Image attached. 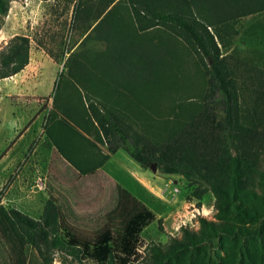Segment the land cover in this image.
<instances>
[{
  "label": "trees",
  "instance_id": "16d2710c",
  "mask_svg": "<svg viewBox=\"0 0 264 264\" xmlns=\"http://www.w3.org/2000/svg\"><path fill=\"white\" fill-rule=\"evenodd\" d=\"M104 1L99 0L95 20H89L81 36L116 2ZM123 3L130 20L122 32L130 45L137 44L130 50L142 54L138 61L147 80L152 77L149 69L160 63L159 81L153 85L150 79L142 91L116 83L105 70H69L70 80L61 73L45 138L81 176L102 173L101 167L120 149L143 170L155 164L160 174L195 184L192 197L198 207L211 193L214 220L200 217L197 230L181 227L179 237H170L166 244L149 243L140 257L131 244L155 216L115 184L116 206L100 231L69 225L52 196L39 220L0 205V256L5 264H27L30 247L42 264H51L56 252L90 264H264V71L248 77L252 88L246 95L228 53L235 51L240 20L264 14V0ZM91 9L87 4L86 10ZM7 10V1L0 0V11ZM153 29L185 45L196 57L203 80L197 100L171 106L170 118L150 116L160 112L159 101L173 79V60L162 54L159 61L154 53L159 46L167 50L162 37L146 34ZM29 52L30 39L14 36L0 52V80L21 72Z\"/></svg>",
  "mask_w": 264,
  "mask_h": 264
},
{
  "label": "rangeland",
  "instance_id": "374dc122",
  "mask_svg": "<svg viewBox=\"0 0 264 264\" xmlns=\"http://www.w3.org/2000/svg\"><path fill=\"white\" fill-rule=\"evenodd\" d=\"M6 1V14L0 11V52L6 49L11 40L2 34L3 29H12L16 24L22 34L30 37V65L25 74L29 81H33L31 92L36 97H29L23 101L24 104L21 102L17 105L25 114L26 127L23 133L30 128L32 132L28 135V141L24 140L18 145L19 151L14 154L16 160L0 163V205L39 220L46 200L52 196L66 215L69 225L86 231H100L106 227L108 215L115 209L114 186L118 184L155 216V220L131 244L132 250L137 251L140 257L149 243L166 244L170 237H179L181 227L197 230L200 217L214 220L216 211L212 194L207 193L201 201V207H198L192 197L196 185L179 176L162 175L150 168L140 173L138 164L120 149L110 156L104 167V175L100 173L81 177L62 162L45 138L44 129L52 111V96L61 73L64 80H70L69 70H105L115 77L116 83L142 91L149 85L150 79L153 85L159 81L162 72L160 63L149 69L152 77L147 80L146 69L138 61L142 54L130 50H134L137 44L130 45V37L122 32L130 20L128 7L123 0H116L107 7L84 36H81L82 31L89 20H95L94 16L101 7H98L99 0ZM118 1L122 3L116 4ZM87 4L92 7L90 13L86 10ZM237 28L239 35L234 41L235 51L228 52L229 61L235 67L238 83L246 89L247 95L249 88H252V81L248 77L253 72L264 71V14L241 19ZM146 34L162 37L167 46L165 52L161 51L160 46L158 51L155 49L159 61L162 54L166 59L173 60L169 64V74L173 75V79L169 80L163 99L159 101L160 112L150 114L154 119L170 118L168 110L171 106L197 100L198 93L204 88L203 80L196 65V57L182 42L162 34L159 29ZM74 42L77 45L72 48ZM157 42L154 40L152 44L156 46ZM52 79L55 84L48 89ZM188 98L191 100L187 101ZM21 113L7 119L2 118L3 112L0 113V154L9 151V145L2 150L3 142L11 141L12 128L16 123L21 125L24 120ZM17 116L20 118L17 119ZM139 132L143 134L142 127ZM176 181L181 184L178 186L179 192L174 194L171 188L172 182ZM26 255L27 264H42L30 247ZM3 260L0 256V264H5ZM51 264L90 263L56 252Z\"/></svg>",
  "mask_w": 264,
  "mask_h": 264
},
{
  "label": "crops",
  "instance_id": "0c3cea01",
  "mask_svg": "<svg viewBox=\"0 0 264 264\" xmlns=\"http://www.w3.org/2000/svg\"><path fill=\"white\" fill-rule=\"evenodd\" d=\"M37 1H39V0H37ZM40 2H43V1H40ZM1 32L4 36H6V37L9 36L11 39L17 35L25 36V37H28L30 39V37L27 34H22L21 29L16 28V24H14L12 29L11 28L9 30L3 29ZM31 42L32 41L30 39V45H31ZM76 42H78V41H76ZM76 42L73 43L72 48H74L77 45ZM29 61H30V52H29ZM51 63H52V65H54L52 61H51ZM29 65H30V62L18 74L14 75L12 77L0 80V113L3 112L2 118L7 119L8 117H15V115L18 114V112H20V113L22 112L21 115L24 117V120L22 121L21 125L16 123L13 126V128H12L13 134H12V137L10 139L11 141L8 142V140L7 141L5 140L3 142L4 146H3L2 150H4L6 147H8V145L11 147L9 148V151L8 150L4 151L5 155L3 154L4 152L0 154V156H1L0 163H2L4 161L7 162L8 160H11V159L16 160L17 158L14 157L15 156L14 154L19 151V149H17L18 145H20L22 142H24V140L28 141V139H29L28 135L32 132L31 131L32 128H30L29 130L26 131L25 134L23 133V130L26 127V125H25V121H26L25 120V114L21 110V108H19V106H17V105H20L21 102L24 104L23 101L29 97H36V94H33L31 92L33 87H34L33 81L32 80L29 81L26 78V74H25L27 72ZM54 84H55L54 79H52L51 82L49 81L48 89H51V87L54 86ZM19 118L20 117L17 116V119H19ZM16 122H18V121H16ZM87 138L89 140L93 141V139L91 137H87ZM26 143H25V145H26ZM25 145L23 146L20 153L24 150ZM51 148L56 152V149L54 147H51ZM102 150L105 152V148L102 147ZM18 154H16V155H18ZM12 156H13V158H12ZM58 156L60 157V159L62 160L63 163H66L67 165H69L70 167H72L75 170V168L73 166H71L59 154H58ZM106 163L100 169V171L102 173L104 171V167L106 166ZM138 169H139L140 173H142L141 171L143 169H141L140 167ZM77 174H78V172H77ZM94 175H97V173H95ZM103 175H104V173H103ZM87 176H93V175H85V176H81V177H87Z\"/></svg>",
  "mask_w": 264,
  "mask_h": 264
},
{
  "label": "built area",
  "instance_id": "2783aa9c",
  "mask_svg": "<svg viewBox=\"0 0 264 264\" xmlns=\"http://www.w3.org/2000/svg\"><path fill=\"white\" fill-rule=\"evenodd\" d=\"M181 183L180 182H178V181H176V182H172V188H171V191H172V193H174V194H177L178 192H179V188H178V186L180 185ZM196 212H197V210H195ZM184 227H186V226H184Z\"/></svg>",
  "mask_w": 264,
  "mask_h": 264
},
{
  "label": "water",
  "instance_id": "95a60500",
  "mask_svg": "<svg viewBox=\"0 0 264 264\" xmlns=\"http://www.w3.org/2000/svg\"><path fill=\"white\" fill-rule=\"evenodd\" d=\"M150 169H151L153 172H155V171H156V165H155V164H152V165L150 166Z\"/></svg>",
  "mask_w": 264,
  "mask_h": 264
}]
</instances>
